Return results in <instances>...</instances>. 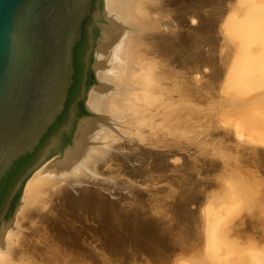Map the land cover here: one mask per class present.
Masks as SVG:
<instances>
[{
	"label": "rangeland",
	"instance_id": "374dc122",
	"mask_svg": "<svg viewBox=\"0 0 264 264\" xmlns=\"http://www.w3.org/2000/svg\"><path fill=\"white\" fill-rule=\"evenodd\" d=\"M171 1L183 19L174 45L186 51L172 65V111L188 112L182 141L149 154L125 144L101 183L98 171L91 186L52 195L50 209L23 227L14 252L22 264H263L264 73L253 60L264 66V0ZM191 215L200 251L183 250Z\"/></svg>",
	"mask_w": 264,
	"mask_h": 264
},
{
	"label": "bare ground",
	"instance_id": "6f19581e",
	"mask_svg": "<svg viewBox=\"0 0 264 264\" xmlns=\"http://www.w3.org/2000/svg\"><path fill=\"white\" fill-rule=\"evenodd\" d=\"M158 2H161V7H157ZM172 2L103 0L104 9L96 23L100 33L92 58V80L83 114L77 121L73 151L68 145L64 150V162L57 158L61 154L53 155L25 181L13 219L6 226L4 221L0 223V264H22L14 252L22 251L24 239L29 233L23 232L26 223L30 220L36 222L38 212L50 209L51 196L64 194L68 186L80 183L87 188L93 184L92 178L98 171L101 177L94 183H101L113 167L108 164L109 160L125 144L132 143L136 149L145 146V152L149 154L152 147L170 146L172 139L182 141L180 139L188 130V112L183 106L177 109V114L172 111V65L173 57H177L180 64L184 62L186 51L174 45L173 35L183 36V19H175L176 10ZM254 23L258 28L259 23ZM253 24L251 28L257 29ZM188 42L189 39L183 37L180 46H187ZM211 59L201 60L204 64H200L205 65V61L210 63ZM255 61L256 64L254 60L253 64H258L255 71L264 73V66L258 63L262 61ZM186 84V80L179 83L181 105L186 100ZM188 134L185 133V136ZM175 135L177 137L174 138ZM105 166L107 172H104ZM183 223L187 227L182 236L183 250L200 251L201 241L194 216H188ZM165 262L169 264L170 258ZM153 264L161 263L153 260Z\"/></svg>",
	"mask_w": 264,
	"mask_h": 264
},
{
	"label": "water",
	"instance_id": "95a60500",
	"mask_svg": "<svg viewBox=\"0 0 264 264\" xmlns=\"http://www.w3.org/2000/svg\"><path fill=\"white\" fill-rule=\"evenodd\" d=\"M103 9V0H0V185L34 155L0 192L4 226L32 172L53 155L63 161L68 145L73 151Z\"/></svg>",
	"mask_w": 264,
	"mask_h": 264
},
{
	"label": "trees",
	"instance_id": "16d2710c",
	"mask_svg": "<svg viewBox=\"0 0 264 264\" xmlns=\"http://www.w3.org/2000/svg\"><path fill=\"white\" fill-rule=\"evenodd\" d=\"M75 78V85L72 89V92L70 94V99L69 102L67 103V109L69 107L70 102L73 99V90H75V88L77 87L78 81H79V69H76V74L74 76ZM62 119V118H61ZM61 119L59 122H61ZM58 126V125H56ZM34 155H29L28 157L22 159L21 161H19V163H17V166L14 167L5 177L4 181L2 182V184L0 185V192L3 191L4 196L7 190V186L16 178L17 174L26 166L30 163V161L33 159Z\"/></svg>",
	"mask_w": 264,
	"mask_h": 264
}]
</instances>
